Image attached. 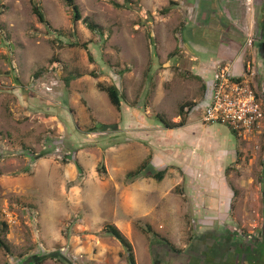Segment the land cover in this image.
<instances>
[{"label":"rangeland","instance_id":"374dc122","mask_svg":"<svg viewBox=\"0 0 264 264\" xmlns=\"http://www.w3.org/2000/svg\"><path fill=\"white\" fill-rule=\"evenodd\" d=\"M34 1L39 2L51 29L62 35L46 31L32 14L30 0H0V37L8 34L7 39L0 38V238L8 246L7 251L0 247V264H23L27 257L45 253L52 255L41 264H126L120 244L102 231L104 224L122 220L125 222L117 224L118 229L131 244L135 264H152L149 236L135 227V223L143 227L144 220L123 215L117 195L108 201L109 205L96 198L94 204L91 199L97 187L104 185L101 181L106 176L125 184L127 178L123 174L140 160L137 157L129 163L135 157L123 146L126 138H137L150 150L151 165H179V175L188 180L196 178L201 198L196 200L195 193H185L184 184H177L172 192L183 205L185 215L174 219L175 223L169 220L168 230L155 226V233L184 251L192 241L190 237L207 229L201 223L214 218L215 223L210 226L215 233L228 230L238 241L253 235L260 238L264 221V125L257 134L239 139L223 125L203 124L215 131L210 132L208 139L204 134L200 151L189 160L191 167L184 168L182 159L172 157L177 147L167 141L173 133L176 135V129L163 130L153 139L134 135L129 132V119L120 122V115L96 84H115L123 100L134 106L141 122L162 127L156 114L171 122L181 104L207 94V76L216 71L218 52L227 44L232 48L240 46L238 54L245 47L242 59L250 58L257 71L255 79L264 82V64L257 59L256 50L261 0H111L118 4L127 1L128 8H115L110 0H74L80 12V20L75 22L62 0ZM203 8L209 13H204ZM207 15L208 23L199 30V22ZM84 17L96 22L101 34L86 29L81 23ZM219 21L234 33L222 37ZM235 33L240 39L235 38ZM247 34L254 39L250 46L244 45ZM66 39L87 46H67ZM208 53L216 54L208 59ZM61 67L76 69L81 76L65 87L59 79ZM37 70L41 72L33 77ZM259 96L262 98L263 94ZM200 107V102L191 107L187 118L190 128L201 127L200 115L193 112ZM98 108L103 109L98 112ZM114 121H119L114 129L97 131L99 122ZM224 134L239 148L233 161L228 156L223 158L218 148L226 141ZM102 137L112 144L100 147L102 142L98 140ZM48 138L60 142L39 156ZM71 147L75 148V161L83 154L81 149L91 148L83 154L82 161H76L80 171L73 162L61 160L72 152ZM111 147L114 150H108ZM119 156L126 161L122 173L116 175L111 166ZM86 160L92 162L91 167L83 166ZM99 162L104 173L97 171ZM69 163L73 167L70 171ZM226 166L230 170L224 175ZM146 172L152 169L147 168ZM117 184L121 189V184ZM227 184L234 191L230 199L223 200L228 194ZM101 190L102 196L111 193L109 185L108 191ZM194 202L196 205L192 206ZM207 215L215 217L205 219ZM201 236L204 238L205 234ZM209 245L212 247L213 242L203 243L198 252L194 251L195 259L187 264H213L207 262L208 256L216 257L214 264H230L231 260L233 264H253L243 257V252L238 254L219 246L212 251ZM159 250L157 261L165 264V258L160 257L163 249ZM59 253L62 261L55 260ZM198 255L204 261L200 262Z\"/></svg>","mask_w":264,"mask_h":264},{"label":"crops","instance_id":"0c3cea01","mask_svg":"<svg viewBox=\"0 0 264 264\" xmlns=\"http://www.w3.org/2000/svg\"><path fill=\"white\" fill-rule=\"evenodd\" d=\"M238 48H240V46L232 48L228 44L225 49L221 50L223 52L219 51L218 52V54H219L218 59L219 60L217 59L218 61L216 62V66H218L221 62H223L224 61L223 58H225V61H228V60L231 61L230 62L231 63L230 64L231 70L234 73H238L240 65L242 63V58H243V54H244L243 50L245 47H243V49L241 50V52H240L241 55L238 54V51H239ZM224 52L226 53V56H223L225 54ZM208 54H209V57H208V59H209V58H212L216 53H213V54L208 53ZM203 55H204V53H203ZM224 63L225 62H223V65H224ZM214 73L215 72H213V74L211 73V76L210 75L207 76L208 86L206 85V87H205L207 94L204 97H202V96L200 97V95H198L197 98L195 97L193 99L195 101H190L191 102L190 105L183 107L181 113H183V115H184V121L182 124H178V125L171 127V128H164V127H157V126L150 125L149 123H147L148 121L147 122H141L140 121L141 118L139 117V114H135L136 111L134 109V106H132L131 103H129V102H126L122 106L121 111L118 112L115 109H114V111H116L120 115V117H121L120 122H122V124L127 119H129V121H126L127 123L129 122V124H130L129 132L134 133V135H136V136H141V135L144 137L149 136V138L153 139V138H156L158 136V135H156L157 133H162L163 130L176 129L177 130L176 135H174V133H173L171 140H167L170 142L169 144H171V145H172V143H174V145H172L173 147H177L175 149L174 155H172V157H178V158L182 159L181 164L186 165L184 168L191 167L192 163L189 162V160L193 159V156L196 155L197 151H200L199 146H200V143L203 142L202 139L204 138V134L207 135V137L205 139H208V135L210 134V132H213L215 130L208 128L206 126H203V123L201 124V127H191L190 128V123L187 122V118H188V116H190V113H192L191 107L194 104H196L197 102L201 103V107L197 111H193V112L198 113L200 115L203 106L208 101L209 94L211 92V83H212V78H213ZM100 101L101 100H99L98 102H100ZM101 104H102L101 106L104 108V103L102 102ZM103 108H101V109L98 108V112H101ZM122 119H124V120L122 121ZM179 119H180V117H179V112H178V114L176 116H171L170 121L176 123L179 121ZM197 119H198V117H197ZM199 119H200V116H199ZM208 125L209 124H207V126ZM217 134H219V132H217L216 135H213V140L217 136ZM224 137H225L226 141L223 143V146L221 148L219 146H218V148L220 149V151L223 155V158L225 156H228V159L231 158V161H233L236 159L237 155H239V153H238L239 148L237 147V145H235V141L233 143L230 142L229 135H225ZM136 139L137 138H131V140H127V142H125L123 144V146H126V150L128 151L129 155L130 156L134 155V157H135V158H132V161L130 160L129 163H133L134 159H137V157H140V160L138 161V163L136 165H133V166L131 165L132 168H129L128 171H134L147 156H149V155L151 156L150 150H148L146 147H144V145H142L140 142H137ZM118 146L120 148L122 147L121 144H119ZM89 149H91V148H89ZM89 149L83 148L81 150H82L83 154H85V153L88 154V152H90ZM92 150H96V149L93 148ZM108 150H114V148L111 147V148H108ZM190 153H191V155H190ZM83 154L79 157V159L78 158L76 159L77 162H79V160L82 161ZM170 154H173V152ZM155 157H156V155H155ZM103 158L105 159L104 155H103ZM85 159H87V158H85ZM185 159H187V160H185ZM125 161L124 160L122 161L121 156H119L118 158H116L114 160V162L111 166L113 171H114V174L117 175L118 173H122L121 169L124 168ZM83 163H84L83 166H85V167L86 166H89V167L92 166V162H90L89 160L83 161ZM156 163H158V162H156ZM160 165H162V164H159V166ZM153 167H156V166H153ZM72 168L73 167L69 163L68 164L69 171L72 170ZM179 169H180L179 165L178 166L174 165L172 168L168 167L165 170L163 176L159 180H156L153 176L139 175V176H135V177L130 178V179H128L126 177L127 181L125 182V184H122L123 183L122 181H117V180L113 181L110 179H106L107 177H109V176H106V178H104V180L101 181L102 183H104V185H99L97 187L96 195H95V197H94V195H92L91 199H92L94 204H95V198H96V200H98V201L101 199V201H103L104 205H109L108 201L112 202L114 200V195H117L118 206H119V209L121 210L123 215H125L127 217L131 216L134 218L143 219L144 223L149 224L151 229L154 227V231H155V226L157 228H161L162 226H165L164 229L168 230V227L171 225L169 220H171V222L174 221V219L179 220L177 218L178 216H182V215L184 216L185 215V213L183 211V210H185V209H183V205L180 203V201H178L179 198L176 195H174V193L172 192V190L174 189L175 186H177V184H181V185L184 184L185 193H186V190H190V191H192V193H195L194 196H196V200H197V198L198 199L201 198L198 194L196 178L195 179L192 178V179L188 180L186 177L179 175V172H181V170L179 171ZM173 170L175 171L174 173H173ZM106 173L108 174L107 168H106ZM125 174H123V176ZM117 183L121 184V189ZM108 185L110 187V190H109L111 192L110 195L107 196V195L103 194V196H102V193L99 194L101 189H102L101 191H104V190L108 191V190H106L108 188ZM233 191H234V189L231 188V186L229 184H227V193L228 194H227V196H225V198H222V199L223 200L230 199L232 194H233ZM188 197H189V199L194 198V197L192 198L190 196H188ZM219 202H221V199H219ZM198 204L199 205L203 204V202L198 203ZM104 205H101V206L103 207ZM191 205L194 206L196 204L194 202ZM97 206H99V204L98 205L96 204V207ZM112 207H111V210H112ZM218 213L221 214V212H217L216 214H218ZM212 217H215V216L214 215H207L205 219H209ZM114 220H116V219H114ZM122 222H125V220H122L121 222L115 221V223H112V224L113 225L115 224L114 226L119 228L118 227L119 224H124ZM174 223H175V221H174ZM214 223H215V221L213 218V220L209 221L208 223L203 221L201 223V225H203L207 228L211 224L214 225ZM214 262H215V260L213 261V264H214Z\"/></svg>","mask_w":264,"mask_h":264},{"label":"trees","instance_id":"16d2710c","mask_svg":"<svg viewBox=\"0 0 264 264\" xmlns=\"http://www.w3.org/2000/svg\"><path fill=\"white\" fill-rule=\"evenodd\" d=\"M62 1L70 9L71 21L75 22V21L80 20V12H79V9H78L77 5L75 4L74 0H62ZM109 3L115 8H128V2L127 1L124 2L123 4H118V3L110 0ZM30 9H31L32 14L35 16L36 20L43 25V27L46 29L47 32L56 31L55 32L56 36L62 35L60 31L51 29L48 20L44 17V14H43V11L39 5V2L34 1V0H30ZM258 14L261 17H260V19L257 20V28H258L257 33L259 36V39L257 40L258 42H257V48H256L257 53L259 54V57L257 56L258 57L257 59H261L262 63L264 64V51L262 52V50H261V45H263V43H264V38H263L264 37V0L260 1L259 7H258ZM81 23L91 33L101 34L100 26L96 22H93L91 19L84 17L81 19ZM1 37H2V39H7L8 34L2 33ZM58 43H61V41H58ZM64 44H66L67 46H78V45H80L83 48H86V46H87V44L84 42L78 44L77 41H69L67 39L64 41ZM55 61H56V63L58 62L57 60H55ZM60 71L61 72L59 75V79H60V82L65 87L67 85H69L71 80L76 79L79 76H81V73L76 69L66 70L65 67H61ZM40 72L41 71L37 70L33 74V77H37ZM89 74L92 76H96L95 75L96 73H93V72H90ZM112 82H115V78H113ZM96 86H97L98 90L103 91L105 93V95L108 99V102L111 104V106L116 111L119 112L122 110V106L126 102H125V100H123V96L118 93L117 87H115V84L110 83L108 85H102L100 83H97ZM205 87H206V84H205ZM263 103H264V99L262 98V104ZM190 104L191 103H184V104H181L179 106L178 112H179L180 119L176 123L166 121L158 114H156V119L164 128H171V127H174L178 124H182L184 121V115H183V113H181L182 109H183V107L188 106ZM118 123H119V121H114L111 124H108V123L105 124L103 122H99L97 126H98V129H100V130H97V131H104V129H107V128L114 129ZM90 128L94 129V127H90ZM90 128H88V129L91 130ZM231 134H232V132H231ZM105 139H107V137L99 138L98 142H102V144L100 143V145H99L100 147H105L107 145L112 144V142H109ZM125 140H130V138H128V139L126 138ZM58 142H60L59 139H51V138L49 139L48 138L47 140H45V145H46L45 148L42 149V151H40V153L38 155L44 156L45 154H47V152L50 150V148L53 146V144L58 143ZM74 149H75L74 147L70 148L71 151ZM72 156H73V151L67 155L62 156L61 160L64 163L73 162L76 169L78 171H80V169H81L80 165L73 159ZM151 161H152L151 156L150 155L147 156L134 171H128L125 174L126 177L128 179H130V178H133L135 176L142 175V176H153L156 180H159L163 176L167 166H166V164H162L159 167H153L151 165ZM153 165H154V163H153ZM147 168L148 169L151 168L152 173L146 172ZM229 170H230V167L226 166L224 168V175H226ZM97 171H99L100 173H104V167H103L101 162H99V165L97 167ZM262 177L264 179V166H263V171H262ZM262 203H263L262 217L264 219V196L262 198ZM142 224H143V227H139V225L135 223V227H137L138 230H140L146 236H149L148 243H149L150 254L152 257V264H162L161 262H159V260L157 261V258L159 257L158 252L160 251L159 249H161V248L163 250H161L160 257L165 258L164 259L165 264H187L189 261L191 262L193 259H195L194 258V251L197 250L196 252H198L202 248L203 243H205V242L210 243V241L213 242L212 247L209 245L211 247L212 251H214V246L216 248L218 246L221 248H223V247L227 248L228 247L231 252L238 251V254H241L240 252H243L244 253L243 257L249 258L250 261L253 262V264H264V260H263L264 259V221L262 223V232H261L260 238L253 235L250 237H245L239 241H238V239L233 238V233H229L228 230L215 233L214 232L215 229L211 230L212 227L209 225V227H207L208 229L201 231L195 237H190V241L191 240L192 241L189 243L190 245L188 246V248H186L184 251L174 247L166 238L155 233V231H153L151 229L149 224H147V223H142ZM1 225L5 226V223L1 222ZM102 231L105 234L112 237L113 239H115L120 244V246L122 247L123 252H124L126 264H135L131 244L128 241V239L119 231V229L116 226H114L112 223H107V224L103 225ZM201 234H205V236H203L204 238H202ZM0 247L2 249H4L5 251L8 250V246L6 245V243H4V241L1 238H0ZM207 249H209V247H207ZM192 252H193V255H192ZM51 255L52 254H48V253L40 254V255H32L31 257H27L26 259H24L23 264H41V262L44 260V258H50ZM167 255L169 257H167ZM208 257L210 258V259H206L208 263L209 262L211 263V261L213 263V261L216 260V257H211V256H208ZM56 259L59 261H62V255L59 253L56 256L55 260ZM197 259L200 262L204 261L203 260L204 257H201V255H198ZM231 261L232 262H230V264L235 263L233 260H231ZM238 263H240V262H238ZM223 264H229V262H225Z\"/></svg>","mask_w":264,"mask_h":264},{"label":"built area","instance_id":"2783aa9c","mask_svg":"<svg viewBox=\"0 0 264 264\" xmlns=\"http://www.w3.org/2000/svg\"><path fill=\"white\" fill-rule=\"evenodd\" d=\"M244 41V45L250 46L254 39L247 34ZM230 62L228 60L224 65L217 66L200 121L203 124L224 125L233 137L246 139L257 134L264 125L262 98L259 96L264 92V82L255 79L257 71L250 58L242 59L238 73L231 70ZM253 79L256 92L253 90Z\"/></svg>","mask_w":264,"mask_h":264},{"label":"flooded vegetation","instance_id":"af4514ba","mask_svg":"<svg viewBox=\"0 0 264 264\" xmlns=\"http://www.w3.org/2000/svg\"><path fill=\"white\" fill-rule=\"evenodd\" d=\"M203 10H204V13H205V11H207L208 13H209V11L207 10V8H203ZM207 18H208V15L201 21V22H199V25H198V27H199V30H200V28H202L203 26H205L208 22H207ZM214 19H216V18H214ZM213 19V20H214ZM218 25L220 26V30H223V34L221 35L222 37H225L226 35L227 36H231L230 35V33H234V32H232L231 31V29L229 28V27H225V25H223V24H221V22L219 21L218 22ZM205 29V28H204ZM235 35V38L236 39H240V35H239V33H235L234 34ZM259 37V36H258ZM264 38V37H263ZM228 39H231V38H229L228 37ZM227 40V39H226ZM263 43V42H262ZM228 45V44H227ZM261 50H262V52L264 51V43H263V45H261ZM263 94V96H262V98L264 99V92L262 93Z\"/></svg>","mask_w":264,"mask_h":264}]
</instances>
